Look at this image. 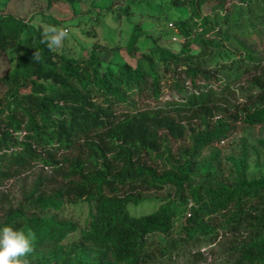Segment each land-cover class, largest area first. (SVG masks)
<instances>
[{
  "label": "trees",
  "instance_id": "obj_1",
  "mask_svg": "<svg viewBox=\"0 0 264 264\" xmlns=\"http://www.w3.org/2000/svg\"><path fill=\"white\" fill-rule=\"evenodd\" d=\"M60 1L48 0V6ZM127 1L112 0L111 6ZM186 1L200 35L230 40L239 31L263 42L259 0ZM175 24L178 51L155 43L141 52L146 34L135 23L124 47L135 63L103 68L100 45L85 58L52 52L41 43L42 26L12 14L0 18V59L16 49L14 69L0 75V187L38 162L54 167L64 180L53 194L40 193L36 185L0 225L35 233L29 264H149L151 236L169 237L175 222L185 219L183 238L169 243L165 255L213 239L217 215L229 232L247 235L235 249V264H264V178L230 186L190 179L203 148L225 142L240 128L264 125V66L243 46V61L258 71L252 79L256 104H234L225 94L228 87L210 83L215 76L204 66L202 51L193 48L215 45L193 38L188 21ZM35 51L41 53L39 63ZM139 102L149 106L140 108ZM166 187L175 189L180 206L164 201L152 212L131 213L129 204L144 200L139 189ZM121 190L126 191L117 194ZM76 201L90 206L82 225L59 215L66 202ZM70 237L75 240L65 247Z\"/></svg>",
  "mask_w": 264,
  "mask_h": 264
},
{
  "label": "rangeland",
  "instance_id": "obj_2",
  "mask_svg": "<svg viewBox=\"0 0 264 264\" xmlns=\"http://www.w3.org/2000/svg\"><path fill=\"white\" fill-rule=\"evenodd\" d=\"M215 2H208L202 6V10L207 12ZM258 3L264 5V0H259ZM111 4L112 0H84L75 4L61 0L49 7L48 0H0V18L12 14L24 19L29 26H42L44 29L48 25H54L66 28L70 32L69 38L64 47L56 52L85 58L94 45H100L98 53L103 60V68H114L126 62L135 63L124 50L133 24L138 23L146 34L139 42L141 52L148 51L155 43L178 51L181 45H178L179 42H172L173 37H178L175 23L180 20L188 21L193 38L209 39L215 45L206 47L193 44L194 49L202 51L204 66L215 76L210 83L228 87L225 94L234 104L241 107H253L256 104L252 79L258 71L254 64L243 61V46L251 47L264 66V40L255 41L244 37L239 31L231 32L230 40H224L214 33L200 35V31L193 24L195 11L186 0H129L117 7H112ZM231 5L228 4L229 7ZM202 10L200 9V14L203 13ZM170 23L174 24V28L170 27ZM15 65L16 49H11L9 59H0V75L12 71ZM147 103L139 102L138 106L146 108L149 106ZM171 145L175 149L178 146L173 141ZM61 155L62 152L57 157L61 158ZM260 178H264V125L250 129L240 128L225 142L203 148L195 161V169L190 179L194 184L230 186L242 179ZM63 184L64 180L59 172L41 162L34 163L28 171L16 174L0 187V225L7 214L17 209L36 185L39 186L40 193L53 194ZM126 190L118 191L117 194L121 195ZM139 191H142L144 200L139 205L129 204L133 214L152 212L164 201L180 206L176 191L172 187ZM89 212L90 206L86 201H76L66 202L59 215L82 225ZM184 221L181 218L175 222L169 237L153 235L149 238L152 257L149 264L236 263L239 253L235 249L248 240L247 235L229 232L222 215L215 216L211 221L215 229L213 239L181 245L173 250H166L163 255L162 251L169 243L183 238L181 228ZM74 240V237H70L63 244L66 247ZM49 252L54 254L55 249L52 248Z\"/></svg>",
  "mask_w": 264,
  "mask_h": 264
},
{
  "label": "clouds",
  "instance_id": "obj_3",
  "mask_svg": "<svg viewBox=\"0 0 264 264\" xmlns=\"http://www.w3.org/2000/svg\"><path fill=\"white\" fill-rule=\"evenodd\" d=\"M70 32L66 28L48 25L43 29L41 43L49 51L55 52L64 47ZM35 62L42 60L41 53L35 51ZM35 233L16 230L11 226L0 229V264H29L28 257L34 251Z\"/></svg>",
  "mask_w": 264,
  "mask_h": 264
},
{
  "label": "built area",
  "instance_id": "obj_4",
  "mask_svg": "<svg viewBox=\"0 0 264 264\" xmlns=\"http://www.w3.org/2000/svg\"><path fill=\"white\" fill-rule=\"evenodd\" d=\"M170 27L174 28V24L170 23ZM172 42H174V43L180 42V38L179 37H173Z\"/></svg>",
  "mask_w": 264,
  "mask_h": 264
}]
</instances>
